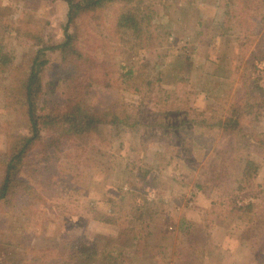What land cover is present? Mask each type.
Returning <instances> with one entry per match:
<instances>
[{
	"label": "rangeland",
	"instance_id": "obj_1",
	"mask_svg": "<svg viewBox=\"0 0 264 264\" xmlns=\"http://www.w3.org/2000/svg\"><path fill=\"white\" fill-rule=\"evenodd\" d=\"M149 1L154 2L159 26L151 39L146 37L149 46H129L119 38L113 29L115 8L105 10L100 20L88 18L80 39L89 54L109 52L113 87L106 97L138 118L140 131L101 125L102 135L92 134L80 144L63 140L59 151L48 152L53 161L47 165L46 160L34 173L36 193L22 191L10 203L0 204V264H117L122 255L129 256L131 264L176 261L175 246L166 251L157 229L151 239L160 252L136 256L134 239L129 236L125 245H116L119 226L97 219L98 211L110 212L135 190L155 200L162 211L169 210L172 228L164 230L173 233V243L181 220H189L171 209L176 204L183 210L204 207L200 222H194L200 225L197 236L204 238L211 222L214 244L219 240L212 233L215 223L229 228L243 221L230 231V247L216 244L218 249L201 264H264V158L258 148L245 147L239 137L221 131L209 148L201 149L188 128L181 135L192 139V145H171L166 152L168 137L153 125L162 118L177 119L179 104L174 99L180 100L181 110L192 109L188 118L204 112L213 119L223 118L231 104L245 101L248 94L264 99V0ZM67 13L64 0H0V19L9 26L0 32V45L12 56L7 66L0 64V152L8 132H27L26 123L4 102L8 72L18 71L24 56L35 50L14 28L42 20L44 39L57 44L65 38ZM248 62L259 88L245 70ZM130 67L133 74L126 76ZM57 68V52L51 53L43 82L57 83L56 93L62 95ZM253 128L264 134V114ZM50 133L45 130L44 136L50 138ZM249 158L259 164L254 178L244 172ZM146 169L150 172L143 176ZM202 190L205 205L196 203ZM152 221L147 216L129 223L139 230L151 228ZM74 236L91 243L98 256L83 260L70 245Z\"/></svg>",
	"mask_w": 264,
	"mask_h": 264
},
{
	"label": "trees",
	"instance_id": "obj_2",
	"mask_svg": "<svg viewBox=\"0 0 264 264\" xmlns=\"http://www.w3.org/2000/svg\"><path fill=\"white\" fill-rule=\"evenodd\" d=\"M68 4L65 38L60 43H51L43 37L44 22L40 20L31 27H15L18 36L25 37L35 46V50L24 56L18 71H9L5 85V107L11 113L18 115L26 123L27 132H8L5 148L0 152V204L10 203L20 192L36 193L34 181H37L35 172L39 170L48 159V152L59 151L62 141L79 143L92 136L102 135L101 125H111L116 128L121 125L140 131L137 127L138 118L128 114L125 106L118 100L106 96L111 92L113 84L110 76V54L98 52L89 54L80 46L82 27L88 18L100 20L105 10L115 8L114 31L119 38L129 46H149L146 37L152 38L158 25L154 17L156 10L154 2L145 0H64ZM9 26L0 19V32H7ZM130 34L132 36L130 37ZM168 34L163 32L166 39ZM159 37H156L158 40ZM149 41V40H148ZM163 39L160 38V42ZM57 52L58 68L57 79L64 84L62 95L56 93L57 83L43 82V73L50 62V54ZM170 54V53H169ZM168 54V55H169ZM264 57V56H263ZM12 61V56L3 50L0 45V64L7 66ZM253 66L248 64L245 70L250 71L249 77L253 84L259 88V79L254 78ZM246 71V72H248ZM133 74V67L128 68L126 76ZM179 111L172 119L166 122H155L156 129L164 130L168 138L166 152L171 145L182 146L191 144L186 129L194 134L196 143L202 148H209L217 132H228L240 138L245 147L252 145L264 158V134H258L253 123L261 119L264 114V99L248 94L243 102H235L229 106L223 118L213 119L206 113H196L194 118H188L192 109L181 110L180 100L174 99ZM174 109V108H171ZM175 111V110H172ZM183 111V112H182ZM176 112V111H175ZM167 113H169L167 111ZM166 113V114H167ZM180 113V114H179ZM141 121V120H140ZM50 130V138L44 136V131ZM170 130V131H168ZM47 138V139H46ZM195 142V141H194ZM46 161L50 165V161ZM51 168V167H49ZM259 164L248 159L245 174L248 178L257 175ZM150 169L144 171L147 175ZM201 188V186H198ZM248 205V209H251ZM155 200L149 199L137 190L123 198L119 204L110 208V212L98 211L97 219L106 223L119 226V233L115 238L116 245H125L127 237L135 241V254L153 251L159 253L158 245H153L151 235L155 229L149 226L136 230V224L130 220L142 221L144 217L153 218L160 213ZM129 219V221H128ZM195 221L182 219L174 255L177 260H161V264H200L204 258L218 249L211 241V232L208 231L211 222L206 224L204 238L199 235L200 226ZM150 230H148V229ZM207 228V229H206ZM159 232V243L163 241ZM162 232L166 231L163 229ZM189 236V239H188ZM71 247L74 252H79L83 260L98 256L97 249L81 236L71 238ZM165 249V246H164ZM199 258V260H198ZM131 261L129 256H121L117 264ZM55 262V261H54Z\"/></svg>",
	"mask_w": 264,
	"mask_h": 264
},
{
	"label": "crops",
	"instance_id": "obj_3",
	"mask_svg": "<svg viewBox=\"0 0 264 264\" xmlns=\"http://www.w3.org/2000/svg\"><path fill=\"white\" fill-rule=\"evenodd\" d=\"M195 147H197V148H199V146L197 145V146H195ZM201 149H202V147H201ZM204 149V148H203ZM260 164H261V162H260ZM263 164V163H262ZM261 170V169H260ZM192 173H193V171H192ZM187 174H188V172H187ZM194 175V174H193ZM185 177V176H184ZM205 179H207V178H205ZM208 180V179H207ZM258 181H260V180H258ZM200 189V188H199ZM201 190V189H200ZM205 193H204V191L202 190V191H199V200L196 202V203H198V202H200V204H202V205H205V203H206V201H205V199H206V197H205ZM252 201H254V200H252ZM183 208H185L182 204L181 205H173V207L171 208L172 210H176V212L177 211H179L180 213H182L181 215H180V217L181 218H184V217H186V218H188L189 220H192V221H195V222H200V220H201V216H200V214H201V212H202V209L204 208L203 206H198V211H196V210H194V209H189V210H183ZM194 210V211H193ZM150 220H154V221H152L151 222V227L153 228V229H157L158 231H160V233H161V235H162V239H163V241H168V243L167 244H163L164 246H165V250L166 251H168L169 249H171L172 247L174 248V246H175V243L176 242H172V241H174L175 239L173 238V233H171V232H169V231H167L166 230V233L165 232H162V230L164 229V228H166L167 226H170V224H171V222H172V215L169 213V210L168 211H161L160 213H158V214H156L155 216H153V218H151ZM152 223H154V225L152 224ZM240 223H243V221H241L240 220V222H239V220L238 221H236V223L235 224H233L231 227H229V228H227V227H225V226H223L222 224H220V223H215L214 225V229H212V233L214 232V237H215V239H219L218 241H216L215 243L217 244V245H219V246H222V245H227L228 247H230V245H228V243H226V241H230L229 239H231L230 238V231H236V229H237V227H238V225H241ZM172 227L170 226V229H171ZM176 234L178 235L179 234V229H178V231H176ZM171 240V241H170ZM236 240V239H235ZM238 256H240V254L238 255ZM237 256V257H238ZM165 259H167V260H169V258H165Z\"/></svg>",
	"mask_w": 264,
	"mask_h": 264
}]
</instances>
